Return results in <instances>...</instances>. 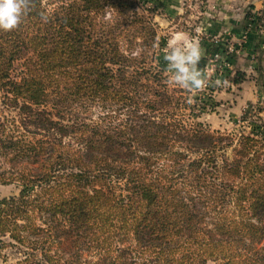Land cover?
Here are the masks:
<instances>
[{
  "label": "trees",
  "instance_id": "obj_1",
  "mask_svg": "<svg viewBox=\"0 0 264 264\" xmlns=\"http://www.w3.org/2000/svg\"><path fill=\"white\" fill-rule=\"evenodd\" d=\"M147 4L34 0L0 31L3 264H264V122L181 117Z\"/></svg>",
  "mask_w": 264,
  "mask_h": 264
},
{
  "label": "rangeland",
  "instance_id": "obj_2",
  "mask_svg": "<svg viewBox=\"0 0 264 264\" xmlns=\"http://www.w3.org/2000/svg\"><path fill=\"white\" fill-rule=\"evenodd\" d=\"M147 1L154 9L160 37L169 39L177 34L180 39L159 52L164 75L165 55L171 46L188 47L195 41L202 50L198 67L206 71L209 86L196 92L170 87L181 97V117L203 123L211 131L236 135L259 127L264 122V0ZM214 25L221 33L211 29ZM238 73L244 74L243 81L235 84ZM3 113L9 119L15 116L11 110ZM0 166L9 167L2 160ZM19 191L16 184L0 185V200ZM4 253L8 264L16 261L10 251Z\"/></svg>",
  "mask_w": 264,
  "mask_h": 264
},
{
  "label": "clouds",
  "instance_id": "obj_3",
  "mask_svg": "<svg viewBox=\"0 0 264 264\" xmlns=\"http://www.w3.org/2000/svg\"><path fill=\"white\" fill-rule=\"evenodd\" d=\"M33 7L34 0H0V31L18 30ZM41 15L43 19H47L44 14ZM201 57V47L195 41L188 47L171 46L165 55L166 85L169 87L179 86L189 92H196L208 87L209 80L206 71L198 67ZM219 83L216 81V84Z\"/></svg>",
  "mask_w": 264,
  "mask_h": 264
},
{
  "label": "crops",
  "instance_id": "obj_4",
  "mask_svg": "<svg viewBox=\"0 0 264 264\" xmlns=\"http://www.w3.org/2000/svg\"><path fill=\"white\" fill-rule=\"evenodd\" d=\"M212 30H214V32H216L217 34L218 33H221V31H220V28H217V26L216 25H214V28H211ZM225 30V29H224ZM179 38L177 37V34L175 35H171L170 37H169V39H168V45H170V44H175V43H178L179 42ZM202 47H203V45H201Z\"/></svg>",
  "mask_w": 264,
  "mask_h": 264
}]
</instances>
